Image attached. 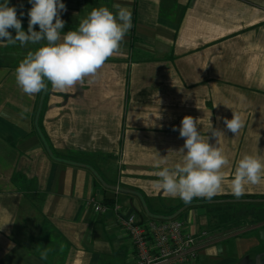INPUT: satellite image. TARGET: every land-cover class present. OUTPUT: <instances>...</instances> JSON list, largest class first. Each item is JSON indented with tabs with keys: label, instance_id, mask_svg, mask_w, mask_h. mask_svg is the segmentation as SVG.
Instances as JSON below:
<instances>
[{
	"label": "crops",
	"instance_id": "1",
	"mask_svg": "<svg viewBox=\"0 0 264 264\" xmlns=\"http://www.w3.org/2000/svg\"><path fill=\"white\" fill-rule=\"evenodd\" d=\"M62 2L65 33L93 8L115 13L113 5L131 11L132 27L91 83L64 92L48 83L23 93L15 69L40 45L0 43V264H134L111 206L145 220L185 204L157 187L155 166L182 161L184 139L173 128L184 116L229 159L218 195L232 194L243 155L264 159V0ZM8 3L27 32L29 0ZM233 112L244 121L235 136L223 122ZM210 129L225 135L216 140ZM245 194L264 195V181ZM92 198L108 209L95 212ZM177 215L205 232L190 264H264L263 224L210 231L201 206Z\"/></svg>",
	"mask_w": 264,
	"mask_h": 264
},
{
	"label": "clouds",
	"instance_id": "2",
	"mask_svg": "<svg viewBox=\"0 0 264 264\" xmlns=\"http://www.w3.org/2000/svg\"><path fill=\"white\" fill-rule=\"evenodd\" d=\"M27 32L22 29L21 19L8 0L0 3V43L26 46L40 45L29 51L15 69L17 86L31 96L46 92L48 83L61 92L74 89L77 85L91 83L105 62L119 50L132 27L131 11L113 5V13L107 7L93 8L77 28L62 31L65 21L61 12L66 11L62 0H29ZM23 16V13H20ZM38 26L39 30H35ZM9 29L15 30L13 36ZM224 125L231 133L238 134L243 127V118L233 112L231 119L224 118ZM198 120L184 116L179 135L184 139L177 151L182 161L172 167H161L166 159L159 160L156 167L157 187L171 197H179L185 204L194 198L211 200L221 192L225 182L222 169L229 164L227 156L209 142L198 129ZM216 140L224 132L210 129ZM166 157V156H164ZM264 181V159L245 154L238 160L230 180L231 192L239 198L247 185H258ZM42 247V246H41ZM49 250L43 248L40 259L47 260Z\"/></svg>",
	"mask_w": 264,
	"mask_h": 264
},
{
	"label": "built area",
	"instance_id": "3",
	"mask_svg": "<svg viewBox=\"0 0 264 264\" xmlns=\"http://www.w3.org/2000/svg\"><path fill=\"white\" fill-rule=\"evenodd\" d=\"M89 202L95 212L108 209L93 198ZM111 209L131 241L134 264H190L196 259V239L205 232H198L183 219L150 217L140 220L134 214L123 212L119 204H112Z\"/></svg>",
	"mask_w": 264,
	"mask_h": 264
},
{
	"label": "trees",
	"instance_id": "4",
	"mask_svg": "<svg viewBox=\"0 0 264 264\" xmlns=\"http://www.w3.org/2000/svg\"><path fill=\"white\" fill-rule=\"evenodd\" d=\"M192 203L193 207L205 209V227L210 231L237 230L247 219L251 223L264 222V195L245 194L239 198L233 194L216 195L210 201L194 198Z\"/></svg>",
	"mask_w": 264,
	"mask_h": 264
},
{
	"label": "rangeland",
	"instance_id": "5",
	"mask_svg": "<svg viewBox=\"0 0 264 264\" xmlns=\"http://www.w3.org/2000/svg\"><path fill=\"white\" fill-rule=\"evenodd\" d=\"M251 219H247L246 220V222H243L242 223V225H241V227H239V229H237V230H247V232L246 233H248L249 231L250 232H255V230H256V228L259 226V225H261V224H263L264 225V222H258V223H251ZM232 231V230H231ZM236 231V230H235ZM262 242H263V244L261 245V247H259L258 248V250L257 251H260V250H262L263 248H264V239H262Z\"/></svg>",
	"mask_w": 264,
	"mask_h": 264
},
{
	"label": "water",
	"instance_id": "6",
	"mask_svg": "<svg viewBox=\"0 0 264 264\" xmlns=\"http://www.w3.org/2000/svg\"><path fill=\"white\" fill-rule=\"evenodd\" d=\"M193 203H189V204H184L183 206H181L178 210H176L174 213H172L171 215L169 216H155V215H151L152 217H158V218H172L174 216L177 215V213H179L181 210H183L186 206L188 205H192Z\"/></svg>",
	"mask_w": 264,
	"mask_h": 264
}]
</instances>
